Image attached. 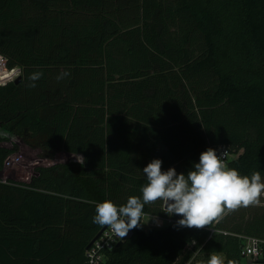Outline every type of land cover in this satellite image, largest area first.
Instances as JSON below:
<instances>
[{
    "label": "trees",
    "instance_id": "obj_1",
    "mask_svg": "<svg viewBox=\"0 0 264 264\" xmlns=\"http://www.w3.org/2000/svg\"><path fill=\"white\" fill-rule=\"evenodd\" d=\"M0 54L21 75L0 83V171L17 139L79 157L0 176V264H88L96 204L141 197L153 159L186 175L226 146L264 177V0H0ZM171 217L99 264H241L237 234L264 237V206L200 229Z\"/></svg>",
    "mask_w": 264,
    "mask_h": 264
},
{
    "label": "clouds",
    "instance_id": "obj_2",
    "mask_svg": "<svg viewBox=\"0 0 264 264\" xmlns=\"http://www.w3.org/2000/svg\"><path fill=\"white\" fill-rule=\"evenodd\" d=\"M65 71L57 80L69 76ZM42 72L31 73L29 87L35 88ZM216 150L208 148L200 154L193 170L177 173L174 167L162 170V161L153 159L143 168L147 183L141 188V197L130 196L126 204L117 206L111 200L97 203L93 223L109 228L123 240L132 229L144 224L146 204L161 201L168 216L182 217L177 225L187 228H203L226 212L240 207L258 205L264 195V181L259 172L249 177L229 168ZM207 264H224L220 256L212 254Z\"/></svg>",
    "mask_w": 264,
    "mask_h": 264
},
{
    "label": "built area",
    "instance_id": "obj_3",
    "mask_svg": "<svg viewBox=\"0 0 264 264\" xmlns=\"http://www.w3.org/2000/svg\"><path fill=\"white\" fill-rule=\"evenodd\" d=\"M7 70V71H5ZM10 71V72H9ZM13 80L18 74H20V67L15 66L11 69H7L5 66V57L0 54V72L11 73ZM4 83V82H0ZM216 152L221 155L223 152L226 155H222V159L227 163V159L236 156V153L229 151L226 146L216 147ZM147 220L149 227H161L166 223L175 221L176 219L171 216L156 215L145 212V216L142 221ZM210 232L215 229L213 227L209 228ZM225 232V231H223ZM241 240L240 244V257L241 264H261L264 262V237H259L255 235L237 234ZM121 239L115 236L112 231L104 227L100 234L94 239L91 245L87 248L86 254L88 257V264H99L104 258V250L111 248L113 245L117 244ZM220 256L219 254H216ZM221 257V256H220ZM207 264V263H206Z\"/></svg>",
    "mask_w": 264,
    "mask_h": 264
},
{
    "label": "rangeland",
    "instance_id": "obj_4",
    "mask_svg": "<svg viewBox=\"0 0 264 264\" xmlns=\"http://www.w3.org/2000/svg\"><path fill=\"white\" fill-rule=\"evenodd\" d=\"M7 71V70H5ZM10 72V71H9ZM11 73L0 72V82H6L12 79ZM78 156H71L70 153L64 150H56L53 153H47L41 147L28 145L22 139H17V149L15 152L10 154L4 163L3 169L0 171V176L4 177L5 171L7 169L13 170L12 177L17 180H28L34 171V167L37 165H46L54 162L61 161H76ZM264 181V177L261 178ZM264 206V195L260 198V203L258 205L248 206V209L254 211L255 209ZM242 209V207H240ZM240 208L234 211H238ZM247 217V216H246ZM142 228L148 230L149 226L147 220L142 221Z\"/></svg>",
    "mask_w": 264,
    "mask_h": 264
},
{
    "label": "water",
    "instance_id": "obj_5",
    "mask_svg": "<svg viewBox=\"0 0 264 264\" xmlns=\"http://www.w3.org/2000/svg\"><path fill=\"white\" fill-rule=\"evenodd\" d=\"M21 79V75L18 74L13 81L14 82H18ZM104 227H102L99 232L94 236V238L89 242V244L87 245V248L91 245V243L94 241V239L100 234V232L103 230ZM132 234V230L129 231L128 235L123 239L125 240L126 238H128L130 235ZM123 240H120L117 244L121 243Z\"/></svg>",
    "mask_w": 264,
    "mask_h": 264
}]
</instances>
